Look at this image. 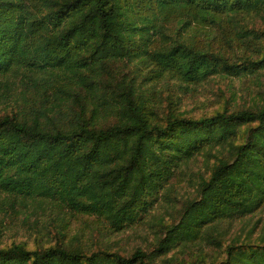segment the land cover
I'll return each instance as SVG.
<instances>
[{"label": "trees", "instance_id": "16d2710c", "mask_svg": "<svg viewBox=\"0 0 264 264\" xmlns=\"http://www.w3.org/2000/svg\"><path fill=\"white\" fill-rule=\"evenodd\" d=\"M246 15L264 23V0H0V105L15 102L0 114V214L52 209L63 221L94 216L119 232L200 154L214 158L212 173L179 221L162 224L157 248L197 244L204 254L207 244L224 253L212 264H264V232L251 237L250 228L241 239L229 230L264 208V104L161 117L155 93H146L164 79L189 86L226 71H264V27L256 43L236 33L248 55L212 48L217 30L223 38ZM122 61L135 62L137 73L123 70L119 79L114 65ZM152 260L142 248L90 253L61 240L0 245V264Z\"/></svg>", "mask_w": 264, "mask_h": 264}, {"label": "rangeland", "instance_id": "374dc122", "mask_svg": "<svg viewBox=\"0 0 264 264\" xmlns=\"http://www.w3.org/2000/svg\"><path fill=\"white\" fill-rule=\"evenodd\" d=\"M240 27L234 32L224 30L225 36L221 38V29L217 30L216 39L211 40L212 48L221 47L227 50H235L247 53L236 38V33L247 34L246 40L258 42L254 33H258L264 27L263 21L256 15L240 17ZM250 31V32H247ZM216 30L212 31L213 35ZM209 36L201 35V41L207 43ZM230 37L233 38L230 40ZM254 44V43H253ZM231 46V47H230ZM117 77L123 78V70L128 75H135V62L122 61L114 65ZM137 83L142 78L137 74ZM154 86V85H153ZM155 93L153 101L157 106V113L164 117L167 112L175 111L193 119H200L213 115L217 111H234L245 108H256L264 104V71L254 72L244 70L231 71L211 75L207 80L186 86L175 79H164L155 83V87L146 91L147 95ZM21 104V103H20ZM15 102L7 101L0 105V114L11 112ZM160 118V117H159ZM164 119V118H163ZM244 129L239 126L238 129ZM214 158L205 155H196L187 164L178 168L169 183L156 195V202L142 219L129 225L122 231L116 232L109 229L105 222L96 217L57 215L52 209L39 210L37 214L29 212L19 217L4 218L0 214V245L8 246L14 242H25L29 247L36 245H48L58 240L65 244L84 248L88 252L106 250L118 252L128 256L137 248L146 251L152 260V264H212L219 263L224 256L221 249L204 244L201 254V246L183 244L172 246L169 251H159L158 242L164 235L162 224H173L179 221L182 208L188 200L199 197V184L202 179H208L212 173ZM224 227H228V221H222ZM254 228L253 236L264 232V208L258 209L253 215L244 219L232 221L229 228L231 237L236 233L245 239L248 229ZM64 230L65 236L61 233ZM230 237V239H231ZM228 240V242L230 241ZM258 240L260 238H257ZM255 240V239H254ZM227 242V243H228ZM202 244V245H203ZM224 248V247H223Z\"/></svg>", "mask_w": 264, "mask_h": 264}]
</instances>
